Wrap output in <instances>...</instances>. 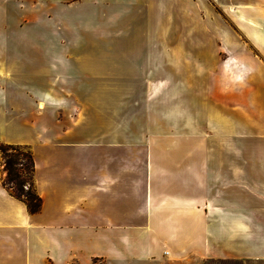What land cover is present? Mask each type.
Wrapping results in <instances>:
<instances>
[{
    "label": "crops",
    "instance_id": "crops-1",
    "mask_svg": "<svg viewBox=\"0 0 264 264\" xmlns=\"http://www.w3.org/2000/svg\"><path fill=\"white\" fill-rule=\"evenodd\" d=\"M213 1L0 0V143L41 198L0 152V264H264V0Z\"/></svg>",
    "mask_w": 264,
    "mask_h": 264
},
{
    "label": "trees",
    "instance_id": "trees-1",
    "mask_svg": "<svg viewBox=\"0 0 264 264\" xmlns=\"http://www.w3.org/2000/svg\"><path fill=\"white\" fill-rule=\"evenodd\" d=\"M0 152L5 171L4 186L12 195L24 201L31 213L37 212L41 207V198L35 189V160L30 146L0 143ZM30 179L33 184L25 189Z\"/></svg>",
    "mask_w": 264,
    "mask_h": 264
},
{
    "label": "rangeland",
    "instance_id": "rangeland-1",
    "mask_svg": "<svg viewBox=\"0 0 264 264\" xmlns=\"http://www.w3.org/2000/svg\"><path fill=\"white\" fill-rule=\"evenodd\" d=\"M192 4H191V12L198 14V12L200 11L199 8L202 9H206V16L208 17V20L212 23H215L217 20L222 21L223 19L227 20V16L222 13V17H220L221 15H219L220 13V9L218 8L217 4L213 1V0H201V7H199L198 4H200V0H191ZM177 28L175 30V36L177 37H181L182 33L184 31V25L183 24H176ZM161 48H165V46H160ZM163 51H165L163 49ZM38 56V54H36ZM39 57V56H38ZM31 148V146H30ZM5 177V175H4ZM29 182H27V184H25V189H28L30 187V184H33L32 180H28ZM34 186V185H33ZM94 264H102V262H100L99 260H96ZM207 264H244L241 261H234L231 263L225 262V261H209Z\"/></svg>",
    "mask_w": 264,
    "mask_h": 264
}]
</instances>
